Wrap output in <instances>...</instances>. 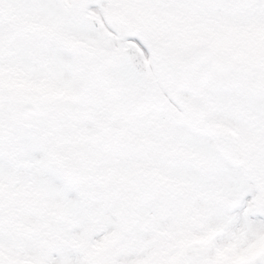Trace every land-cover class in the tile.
Listing matches in <instances>:
<instances>
[{
  "label": "snow or ice",
  "instance_id": "snow-or-ice-1",
  "mask_svg": "<svg viewBox=\"0 0 264 264\" xmlns=\"http://www.w3.org/2000/svg\"><path fill=\"white\" fill-rule=\"evenodd\" d=\"M0 264H264V0H0Z\"/></svg>",
  "mask_w": 264,
  "mask_h": 264
}]
</instances>
